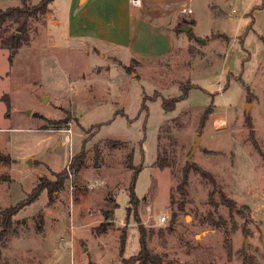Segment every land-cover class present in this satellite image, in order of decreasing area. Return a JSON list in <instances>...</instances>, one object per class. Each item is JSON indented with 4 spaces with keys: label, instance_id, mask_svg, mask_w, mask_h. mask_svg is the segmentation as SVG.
<instances>
[{
    "label": "rangeland",
    "instance_id": "1",
    "mask_svg": "<svg viewBox=\"0 0 264 264\" xmlns=\"http://www.w3.org/2000/svg\"><path fill=\"white\" fill-rule=\"evenodd\" d=\"M69 4L55 0L50 7L60 19ZM16 6L23 0H0V9ZM45 18L30 19L27 38L16 34L22 48L12 65L9 50L0 48V154L8 160L0 161V219L13 222L3 229L0 264H137L139 223L128 211L132 173L126 167L134 148L143 163L137 212L151 234L148 248L165 256L163 264H264V0H227L210 24L200 22V31L211 35L207 44L195 40L186 54L174 50L166 66L130 63L89 44L62 48ZM11 33L15 27L3 28L0 42ZM154 69L156 75H147ZM143 79L201 87L177 104L174 112L183 115L162 135L161 147L176 158L174 170L155 165V131L167 115L159 100L144 101V91H153ZM217 112L223 122L214 121ZM197 137L201 146L189 159ZM87 141H93L89 148ZM187 162L216 185L193 171L187 195H180L176 185ZM63 172L52 197L45 190L24 206L36 186ZM222 194L234 202L233 214ZM112 211L107 223L104 212Z\"/></svg>",
    "mask_w": 264,
    "mask_h": 264
},
{
    "label": "crops",
    "instance_id": "2",
    "mask_svg": "<svg viewBox=\"0 0 264 264\" xmlns=\"http://www.w3.org/2000/svg\"><path fill=\"white\" fill-rule=\"evenodd\" d=\"M226 2L227 0H140V6L136 7L130 0H70V9L64 18L58 19L59 17L57 18L50 7V13L45 20L49 31L53 32L57 40L56 45L59 42L58 44L63 45H60L62 48L75 44H89L101 54L118 52L130 63L148 65L165 63L166 66L174 50L186 54L187 49L193 46L195 40L203 45L207 44L202 40L211 35L200 31V22L207 20L210 24L209 20L220 11ZM186 26L192 27V37L182 31V28ZM209 43L215 44L216 42L211 40L208 41ZM157 71L154 69L146 73L151 76L156 75ZM146 73L144 72V75ZM144 75L133 77L139 79ZM143 81L150 85L153 91L151 95L144 91L146 97L151 99L149 100L151 102L159 100L162 107L163 99L178 98L182 95V83L179 81L169 84L163 80L155 84H150V81L146 79ZM193 85L194 88L189 91L188 97L191 96L193 90L201 89L198 85ZM156 94L160 97L153 99ZM174 111L172 113L164 110L167 116H163L155 131L157 159L162 127L167 122L183 115V113L178 115ZM217 113L214 121L223 122L224 114ZM75 124L76 122L72 127ZM69 137L71 141L72 133ZM91 143L93 141L88 142L86 147L89 148ZM75 154L73 157L76 156ZM137 159L138 152L134 148V166H141L143 170V163L139 164Z\"/></svg>",
    "mask_w": 264,
    "mask_h": 264
},
{
    "label": "trees",
    "instance_id": "3",
    "mask_svg": "<svg viewBox=\"0 0 264 264\" xmlns=\"http://www.w3.org/2000/svg\"><path fill=\"white\" fill-rule=\"evenodd\" d=\"M54 0H41L37 5H29L27 0H23V6H16V7H8L6 9H0V35H1V30L4 28L5 30L10 28V27H15V33H11L6 36L1 37V42H0V48L1 49H7L9 50V61L10 64L12 65L14 57L18 54L19 50L22 48V37L19 38L16 34L19 33L23 37L27 38V35L30 32V19L31 18H38L39 16H47L50 13V5L53 3ZM189 35L192 37V33L190 32ZM129 70V68H127ZM194 86L191 84H181V90H182V95L178 98H173V99H163V109L166 112H172L176 108V105L182 101L187 99L189 95V91L193 89ZM160 97L159 94H156L153 99H158ZM148 100V98L145 96L144 101ZM7 104H10V102L7 100ZM143 109H146L145 103L143 104ZM119 113L124 115V111L120 110ZM211 113V109H207L206 114L202 117V125L205 124V121L207 119V115ZM178 120L174 119L171 122H167L164 124L160 131V137H159V152H158V159L155 163V165L160 169V170H166V169H171L174 170L177 161L175 156H171L170 153H168V150H163L161 147V140H162V135L166 134L169 135L171 130H170V124L177 123ZM109 145H117L121 148H128V144L123 143V142H117V141H111ZM85 156V150L76 158L71 163V167L74 169V164H77L78 160L83 159ZM133 157H134V149L130 150V153L127 155L126 159V167L127 169L132 173L131 174V181L128 187V194H129V213L135 212L134 216L136 221L139 223V243H140V251L137 254V256L133 259V261L137 264H163L165 256L153 254L149 248H148V242L151 239V234H149L148 230L145 228L143 224H140V218L138 214V208L141 203V200L138 198L136 194V186H137V181L140 172L142 171V167H135L133 163ZM0 161H8L5 159L1 154H0ZM80 164V163H79ZM80 165L77 166V171L79 169ZM181 177L179 179L178 184L176 185V190L179 191L180 195L186 196L187 195V186L189 183V175L194 171L198 174H200L202 177L209 179L214 185H216L215 179L207 172L202 171L199 167L194 166L190 162H187L184 167L181 169ZM179 170V171H180ZM67 172H63L58 174L57 178L58 180L54 183H48L47 185H42L39 184L36 186L34 189L32 196L27 199V201L24 203V206L32 204L34 201H36L40 194L47 190L49 197H52L53 194L58 191L64 183V179L67 176ZM110 199V198H109ZM108 199V205H110V200ZM112 199V198H111ZM113 202L116 201L111 200ZM222 202L223 204L229 209L230 213L233 214L235 210V204L232 200L226 197V195L222 194ZM118 205L116 204L114 208H117ZM17 211V209L15 210ZM19 211V210H18ZM112 214H109L108 212H104V216L106 219V222L108 223L109 221L112 220V216L114 215V211L111 212ZM15 215L12 214V216ZM128 219V218H127ZM129 220V219H128ZM174 220V218H173ZM212 224L216 225V222L213 219H210ZM224 222V221H223ZM107 223H103L100 227V233L105 232L107 229ZM13 222L8 219L6 216L2 217L0 219V243H3V229L6 228H11ZM167 231L169 233L173 232L174 229L172 226H170ZM126 239L127 235L125 232L122 233L121 236V251L124 250L125 245H126ZM89 264H94V263H89Z\"/></svg>",
    "mask_w": 264,
    "mask_h": 264
},
{
    "label": "water",
    "instance_id": "4",
    "mask_svg": "<svg viewBox=\"0 0 264 264\" xmlns=\"http://www.w3.org/2000/svg\"><path fill=\"white\" fill-rule=\"evenodd\" d=\"M191 30H192L191 26H186V27L182 28V31L185 32L186 34H189L191 32ZM17 36L19 37V34ZM202 42L206 43L205 40H202ZM250 107L251 106L248 105V107H247V115H249ZM28 114H30V112H28ZM200 146H201V137H197L196 141H195V145L192 148V152L189 155V159H191L193 157V155L195 154L197 148L200 147Z\"/></svg>",
    "mask_w": 264,
    "mask_h": 264
},
{
    "label": "built area",
    "instance_id": "5",
    "mask_svg": "<svg viewBox=\"0 0 264 264\" xmlns=\"http://www.w3.org/2000/svg\"><path fill=\"white\" fill-rule=\"evenodd\" d=\"M133 6L139 7L140 6V0H130ZM65 134L71 135L72 130L68 129L64 131ZM167 221V217L166 216H161L160 218V222L163 224Z\"/></svg>",
    "mask_w": 264,
    "mask_h": 264
}]
</instances>
